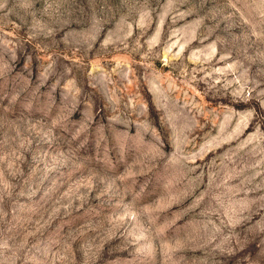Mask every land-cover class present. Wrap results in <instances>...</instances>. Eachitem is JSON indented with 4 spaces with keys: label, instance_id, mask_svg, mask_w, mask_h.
Listing matches in <instances>:
<instances>
[{
    "label": "rangeland",
    "instance_id": "1",
    "mask_svg": "<svg viewBox=\"0 0 264 264\" xmlns=\"http://www.w3.org/2000/svg\"><path fill=\"white\" fill-rule=\"evenodd\" d=\"M0 264H264V0H0Z\"/></svg>",
    "mask_w": 264,
    "mask_h": 264
}]
</instances>
